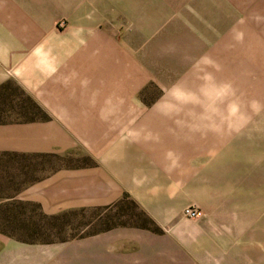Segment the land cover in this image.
I'll return each instance as SVG.
<instances>
[{
    "label": "crops",
    "instance_id": "0c3cea01",
    "mask_svg": "<svg viewBox=\"0 0 264 264\" xmlns=\"http://www.w3.org/2000/svg\"><path fill=\"white\" fill-rule=\"evenodd\" d=\"M234 1L0 0V85L46 115L0 123V154L90 161L14 198L45 215L128 198L156 229L117 225L48 243L0 232V264H264V156L245 161L244 137L229 140L214 112L221 103L197 93L227 82L230 9L238 26L264 19V0L247 14ZM188 205L197 217L182 214Z\"/></svg>",
    "mask_w": 264,
    "mask_h": 264
},
{
    "label": "rangeland",
    "instance_id": "374dc122",
    "mask_svg": "<svg viewBox=\"0 0 264 264\" xmlns=\"http://www.w3.org/2000/svg\"><path fill=\"white\" fill-rule=\"evenodd\" d=\"M255 4L250 0H235L231 3L234 8L245 7L246 14L250 13V8ZM236 18V9H230L228 27L230 57L228 73L222 74L227 78V82L224 83L223 80L222 84L213 83L212 91H197V93L202 96L211 94L215 101L221 103L213 106L214 112H220L227 119L224 124L229 131V140L244 137L245 161H247V159H257L259 154L261 159L264 156V56H250L257 53L264 54V19L246 15L239 19V22H242L238 26ZM240 26L242 34L236 33L235 30ZM237 34L239 37H244L243 42H236ZM240 50L245 52L243 59L236 58ZM41 116L42 113L32 107L27 96L13 83L0 89V119L22 120ZM88 161L87 157L78 152L28 158L0 155V230L24 240H57L94 233L113 225L152 226L139 207L128 198L107 208L68 212L57 220H48V223L46 219L40 218L33 206L23 205L14 198L18 190L31 178L58 167L73 166ZM251 171L248 169L246 174L249 175ZM22 215L31 216L38 222L44 228L41 229L42 234L30 235L21 228L20 222L24 219ZM52 222L62 226L61 230L56 229V232L50 230ZM47 224L48 230H46Z\"/></svg>",
    "mask_w": 264,
    "mask_h": 264
},
{
    "label": "trees",
    "instance_id": "16d2710c",
    "mask_svg": "<svg viewBox=\"0 0 264 264\" xmlns=\"http://www.w3.org/2000/svg\"><path fill=\"white\" fill-rule=\"evenodd\" d=\"M8 83H4L2 85H0V89L6 85H8ZM28 101L30 102V104L32 105V107L38 109L41 113H42V116L41 117H29V118H26V119H22V120H34V119H38V118H45L46 115L40 110V108L29 98L27 97ZM21 115H23V113H19ZM7 121H10V120H7V119H0V123H4V122H7ZM0 155H5V156H9V157H21V158H28V157H33V156H36V157H40V156H46L48 154H16V153H4V154H0ZM90 164V161L88 162H84L82 164H75L73 166H82V165H88ZM24 167H27V166H24ZM52 171V170H50ZM49 171V172H50ZM47 173L41 175V176H38V177H34V178H31L27 183L26 185L36 181V180H39L40 178L44 177ZM25 185V186H26ZM19 191V190H18ZM19 202L23 205H31L33 206V209H35L38 213V215L40 216L41 219H46L47 220V223H48V220H57L58 218H60L61 216H63L65 213H68V212H72V211H66V212H62V213H58V214H55V215H45L43 214L38 205L36 203H32V202H23V201H20ZM75 211V210H74ZM23 214V213H22ZM23 216V220H21L20 222V225H21V228L25 229L28 234H42L40 232H43L41 231V229H44L43 227H41V225H39L38 222H36L35 220H33V218L31 216H26V215H22ZM148 222H150V220L147 218ZM151 223V222H150ZM114 226H117V225H113V226H108L102 230H105V229H108V228H111V227H114ZM138 226H143V227H147V228H151L153 230H156L155 227L153 226H149V225H138ZM62 228V226H57L55 223L52 222L51 224V227L49 228L50 230H56L58 229L57 231H60ZM46 230H48V224H47V227H46ZM101 231V230H99ZM1 233L7 235V236H10L12 238H15L19 241H23V242H28V243H48V242H54V241H65V240H68V239H71V238H75V237H81V236H84V235H89V234H92V233H89V234H84V235H78V236H72V237H69V238H59L57 240H36V239H32V240H24V239H20V238H17L14 234H7V233H4L3 231L0 230ZM56 232V231H55ZM98 232V231H96ZM95 233V232H94ZM44 234V233H43Z\"/></svg>",
    "mask_w": 264,
    "mask_h": 264
},
{
    "label": "built area",
    "instance_id": "2783aa9c",
    "mask_svg": "<svg viewBox=\"0 0 264 264\" xmlns=\"http://www.w3.org/2000/svg\"><path fill=\"white\" fill-rule=\"evenodd\" d=\"M182 214L188 218H195L199 214V209L194 205H188L184 207Z\"/></svg>",
    "mask_w": 264,
    "mask_h": 264
}]
</instances>
